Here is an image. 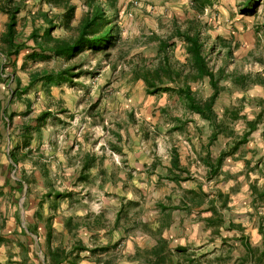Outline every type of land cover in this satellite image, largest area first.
Listing matches in <instances>:
<instances>
[{
    "label": "rangeland",
    "instance_id": "374dc122",
    "mask_svg": "<svg viewBox=\"0 0 264 264\" xmlns=\"http://www.w3.org/2000/svg\"><path fill=\"white\" fill-rule=\"evenodd\" d=\"M70 1L76 5L71 22L75 24L83 7L81 0ZM39 2L21 3L23 17L17 19V30L24 19L28 20V11L38 10L35 7ZM188 2L117 0L121 41L107 56L83 52L69 60L26 59L23 70L14 67L24 82L26 74L34 69L81 64L78 70L83 71L70 82L50 86L48 91L38 85L28 91L35 103L28 120L35 124L40 112L47 111L48 115L37 130L32 129L31 148L19 160L16 171L8 169L11 182L21 176L23 183L15 201L3 203V211L11 215L14 208L15 218L10 221L14 227L36 222L35 232L20 233L16 229L8 237L14 243L11 246L17 242L27 246L25 250L19 245L18 250L14 248L21 257L30 258L34 264L32 257L45 254L47 246L68 252L79 243L86 250L74 251L78 253L76 264H148L147 250L162 239L169 249L166 254L170 264L186 257L193 260L192 264H216L213 257L218 254L230 250L231 256L238 255V232L221 228L224 244L220 237L211 235L199 219L208 213L205 202L187 210L171 208L179 204L181 196L203 192L206 200L216 190L228 195V207L220 210L224 220L241 224L250 244L259 247L257 226L264 225V198L252 202L248 185L264 186V105L256 129L246 142L225 156L218 174L206 178L204 152L208 150L214 158L219 150L229 149L232 139L219 135L207 143L210 129L205 121L185 113L174 96L146 95L142 81L130 79L131 61L140 56L152 60L155 56V44L144 37L151 31L164 34L172 17L181 21L191 16ZM245 4V0H216L204 9L200 18L210 39L220 37L231 49L230 57H225L224 49L216 47L208 56L209 65L214 70L222 68L225 74L264 76V0H253L246 10ZM47 11L52 15L58 10ZM29 29L27 22L21 38ZM52 35L67 36L68 32L56 27ZM25 51H20L17 64ZM172 54L184 61L178 42ZM13 65L9 63L5 72H10ZM220 84L225 89L214 107L218 117L223 107H235L239 115L253 118L259 107L251 98L264 99V89L252 85L240 90L226 79ZM191 88L201 98L210 92L206 79L191 84ZM240 96H244L243 101H238ZM231 126L240 134L243 123L239 119ZM172 148L191 178L171 181L165 177ZM85 154L94 157L93 167L81 173ZM20 172L22 175L17 174ZM56 192L70 195L56 198ZM167 206L170 208L163 209ZM38 208L40 220L35 221L32 215ZM46 217L51 226L62 225L61 232L52 227L48 244L43 225ZM5 218L0 220L2 225ZM179 244L185 251L176 256ZM100 246L107 249L90 251Z\"/></svg>",
    "mask_w": 264,
    "mask_h": 264
},
{
    "label": "trees",
    "instance_id": "16d2710c",
    "mask_svg": "<svg viewBox=\"0 0 264 264\" xmlns=\"http://www.w3.org/2000/svg\"><path fill=\"white\" fill-rule=\"evenodd\" d=\"M44 1L51 8H55L58 11L52 15L40 8L35 12H29L30 29L21 38L22 30L25 28L26 23L23 22L22 26L17 30V19L18 13L22 9L21 3L23 0H0V12L6 15L4 31L0 35V52L10 57L11 55L16 56L20 50L26 49L19 69L23 70L26 59L30 61H47L50 58L69 60L83 52L107 56L110 50L116 48L121 41L117 0H81L83 8L75 24H71V22L74 19L76 5L70 0ZM215 1L189 0L188 8L192 11L191 16H185L181 21L172 17L167 24L168 28L164 34L151 31L148 36L144 37L148 42L155 44L154 58L147 60L140 56L130 62V79L132 81L141 80L146 95L165 93L169 96H174L177 102L181 104L185 113L194 114L207 123L210 129L207 143L214 142L219 135L232 139L229 149L219 150L214 158H211L208 150L204 152L202 162L206 168V178L218 174L225 156L234 153L240 145L246 142L250 133L256 129L258 120L262 114L261 108L264 105V99L260 97L251 98L259 107L258 112L251 119L239 115L238 109L235 107H223L221 118L218 117L215 111L214 107L219 94L225 89L220 84V80L222 79L230 81L233 87L240 90H244L252 85H259L264 89V76L260 73H255L252 76L249 74H225L222 68L218 67L214 70L209 65L208 56L216 47L224 49L225 57H230L231 50L224 39L217 36L210 39V35L207 34L200 18L204 9L210 8ZM252 1L245 0L246 4L243 9H248V5ZM49 10L51 12V9ZM56 27L63 28L68 32V35H52V30ZM207 41H209L208 46H206ZM176 42L179 43L183 50L184 61L182 62L174 58L172 54ZM13 64L14 61H12ZM80 65L64 64L58 68L34 69L26 74L25 84L22 87H18L20 76L15 74V65H13L10 72L13 74L12 80L16 82L17 87L13 90L11 97H20L21 94L27 95L28 91L36 85L39 86V89L48 91L50 86H58L62 83L70 82L73 77H78L83 72L78 70ZM74 69H76L75 72ZM203 79H206L210 92L206 97L201 98L191 88V84L198 83ZM243 100L244 96H240L238 101ZM28 112L29 108H26L23 113L27 114ZM11 115H9V120ZM47 115V111L40 112L34 118V126L27 123L22 127V130L26 133L24 137L25 146L30 143L31 136L28 135L30 130H37ZM239 119L243 123V128L240 134H236L233 127L231 126L230 128L229 125ZM175 120L179 119L176 118ZM177 127L179 126H173L172 129H176ZM8 155L14 165L21 159L16 156L14 151H10ZM93 158L90 154L83 156L80 166L81 173L93 167ZM166 171L165 177L171 181L186 180L190 177L187 169L180 165L178 156L173 148L170 151L169 165L166 167ZM17 174L22 175L21 172ZM85 177L86 175L80 176L82 179ZM14 183L20 190L23 178L20 176L19 180L14 181ZM248 188L252 195V202L264 198V186L260 189L254 184H249ZM48 193L47 195H50ZM54 195L56 198H65L70 195V192H56ZM204 197H206V194L203 192L199 195H195L194 193L192 195L186 194L180 197L177 206L173 205L171 208L187 210L191 207L200 206L205 202L207 204L205 211L208 213L204 216H199V219L202 221L203 226L210 230L211 235L220 237L221 244H224L226 237L221 236V228L224 227L226 230L238 232L236 235L238 243L235 246L241 248L238 255L231 256L230 250L225 255L218 254L213 257L216 264H264V225L258 224L259 247L253 246L243 233L241 224L233 223L229 219L224 220L220 212V210L228 207V195L216 190L213 196L206 200H204ZM166 208L170 207L167 206L163 209ZM32 217L35 221L40 220L39 208L34 211ZM115 223L117 224V220ZM43 225L46 243L48 244L51 233V224L48 217L44 219ZM26 228L29 232H35L36 222L28 223ZM165 244L164 240L158 239L155 245L147 250L148 264H170L171 261L168 260L166 254L169 249L165 247ZM106 249L107 246H100L90 251H105ZM77 250L83 251L86 248L78 243L68 252H65L60 248L49 249V246H47L46 256L48 264H61L69 257L71 259L67 264H75L77 252L74 251ZM184 251L185 248L183 247L176 248V256L181 255ZM192 261L186 257L179 262L178 258H176L175 264H192Z\"/></svg>",
    "mask_w": 264,
    "mask_h": 264
},
{
    "label": "crops",
    "instance_id": "0c3cea01",
    "mask_svg": "<svg viewBox=\"0 0 264 264\" xmlns=\"http://www.w3.org/2000/svg\"><path fill=\"white\" fill-rule=\"evenodd\" d=\"M25 1L26 0H23V2ZM39 1L40 4L36 5V9L40 8L44 11H47V9H54L46 4L44 0ZM42 6H44L45 8H43ZM29 12L32 13L33 11L30 10L28 11V13ZM20 13L21 12L18 13V17H23V15ZM25 17L26 19H28V15ZM5 21L6 15L0 12V22H2L3 25L2 27H0V35L4 31ZM23 22H25L26 24L28 22L29 24V20L25 21L24 19L22 23ZM20 51L16 56L11 55L10 57H7L0 52V220L2 219V217H6L4 219L3 225L0 222V264H33V261H31L30 258H27L26 256L21 257L19 251H14V248L18 250V245L21 247V249L25 250L27 247L25 246V244L22 247L23 244H20L21 242H17L16 246H11L14 245V243L9 242L8 240L11 232H14L16 229H18L20 233H26L29 231L26 227L20 228L18 225L14 227L13 222H10L15 218V216L13 215L15 212L14 208H12L11 215H9L8 212L6 213L3 211V203L7 202L8 205H10V202L15 201V197H17L19 192V187L14 182H11L9 180L10 178L12 179V177L8 176V169L14 167L11 170H15L20 159L18 160L17 164L14 165L10 160L8 154L10 151H14L16 156H18L19 158H23V155L24 153H26L27 148H31V142L27 146L24 145V137L26 133L22 130V127L27 123L34 126V124H32L28 119L30 118L29 116H31L30 112L31 109H34L35 103L32 101V98H30L29 94H21L20 97H11L13 94L12 92L17 87V85L16 82L12 80L13 74L11 72H5L9 63H12V61H14L15 65L18 63L16 58L19 55ZM20 64H17L18 66L16 65L15 67L19 68ZM10 70H12V68ZM3 73L6 74V78H3ZM24 84L25 82L20 79V84L18 85V87H22ZM26 108H29V112L27 114H24L23 112L26 110ZM10 114L12 115L9 120L8 118ZM31 131L32 130H30V133H28V135L33 137L34 133H32ZM179 163L180 165H184L181 160H179ZM168 165L169 163L167 164V166ZM17 180H19L18 177L16 178V181ZM52 227L56 232L62 231L61 224L56 226L52 225L51 229ZM27 239H30V236H27ZM177 246L185 248L184 245L181 244ZM53 248L55 247L49 246V249ZM23 252L27 253L26 251ZM76 255H78V253ZM70 259L71 257L67 258L61 264H67ZM29 260L31 261L30 263ZM32 260H34V264H44L45 262L48 264L46 252L45 254L42 253L38 254V256L32 257Z\"/></svg>",
    "mask_w": 264,
    "mask_h": 264
}]
</instances>
